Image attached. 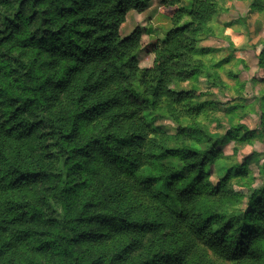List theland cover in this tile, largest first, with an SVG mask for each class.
Instances as JSON below:
<instances>
[{
	"label": "trees",
	"instance_id": "16d2710c",
	"mask_svg": "<svg viewBox=\"0 0 264 264\" xmlns=\"http://www.w3.org/2000/svg\"><path fill=\"white\" fill-rule=\"evenodd\" d=\"M151 1L0 0V264H264V183L181 87L216 0H159L172 26L140 69L120 26Z\"/></svg>",
	"mask_w": 264,
	"mask_h": 264
},
{
	"label": "rangeland",
	"instance_id": "374dc122",
	"mask_svg": "<svg viewBox=\"0 0 264 264\" xmlns=\"http://www.w3.org/2000/svg\"><path fill=\"white\" fill-rule=\"evenodd\" d=\"M183 4L188 5V1ZM173 11L152 0L142 12H127L120 35L126 36L140 26V69L152 65L150 46L171 28ZM198 45L207 49L198 57L203 70L181 87H194L199 92L197 101L208 106L202 119L206 130L224 140L223 153L232 162L247 158L252 183L258 187L264 183L260 171L264 162V0H216L210 33L201 36ZM161 115L154 125L169 134L176 133L178 124ZM181 122L185 124L186 120Z\"/></svg>",
	"mask_w": 264,
	"mask_h": 264
}]
</instances>
